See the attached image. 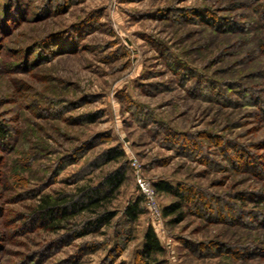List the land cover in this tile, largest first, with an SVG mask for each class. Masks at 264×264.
Returning <instances> with one entry per match:
<instances>
[{
  "label": "rangeland",
  "instance_id": "obj_1",
  "mask_svg": "<svg viewBox=\"0 0 264 264\" xmlns=\"http://www.w3.org/2000/svg\"><path fill=\"white\" fill-rule=\"evenodd\" d=\"M116 171L111 225L63 220ZM137 171L194 198L132 223ZM260 215L264 0H0V264H142L150 226L152 264H264Z\"/></svg>",
  "mask_w": 264,
  "mask_h": 264
},
{
  "label": "trees",
  "instance_id": "obj_2",
  "mask_svg": "<svg viewBox=\"0 0 264 264\" xmlns=\"http://www.w3.org/2000/svg\"><path fill=\"white\" fill-rule=\"evenodd\" d=\"M123 157L124 154L122 152H118L115 154L114 159H120ZM125 180H126L125 174H122L120 171H116L112 173V175L105 180V183L103 184L102 187H99L95 190H89L90 192H88L87 195L83 197V200H81V202L73 203L71 205V211L69 210L68 207L66 208L65 206H62L61 216L63 217V220L66 221L68 220V218H73L74 216L83 214V212L86 211H96V213H98V210H100L104 206L103 205L104 203L112 202L114 197H116L117 193L120 191V188L124 185ZM153 188L155 189V192L157 194L159 193V191H161L164 193L171 194L173 196L175 195L179 199V202H176V204H174L172 207L164 211L163 214L165 217H169L171 215H174L175 213H178L183 208V206L189 204L188 202H190V200L194 198L192 192L193 190L191 188L189 189L183 187L173 188L172 186L163 182H159L158 184L153 185ZM144 199H145L144 197H139L136 201H134L128 206L125 212V218L128 221L132 223H136L140 220L139 219L140 216H142L145 212L143 208ZM241 201H244V199L241 198ZM57 207L58 206L55 205L49 207L48 205L47 209L53 211ZM115 215L116 214L114 212L98 213L96 219L94 220L95 222H92L91 225L97 228L109 226L114 221ZM178 215L180 216L181 214ZM254 222L255 221H251V224ZM263 224L261 223V225ZM261 227H264V225ZM144 235H145V243L142 249L144 262L142 264H152L154 258L162 254L164 252V249L160 244L158 235L156 234V228L154 226H150L146 230Z\"/></svg>",
  "mask_w": 264,
  "mask_h": 264
},
{
  "label": "built area",
  "instance_id": "obj_3",
  "mask_svg": "<svg viewBox=\"0 0 264 264\" xmlns=\"http://www.w3.org/2000/svg\"><path fill=\"white\" fill-rule=\"evenodd\" d=\"M135 185L139 194L145 198V201L148 204L151 218L160 227L159 223L162 221L161 210L159 205L156 203V196L151 182L145 176L140 174L139 171H137Z\"/></svg>",
  "mask_w": 264,
  "mask_h": 264
}]
</instances>
